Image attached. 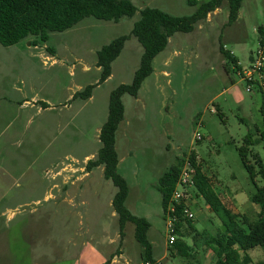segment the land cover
<instances>
[{
  "label": "rangeland",
  "instance_id": "obj_1",
  "mask_svg": "<svg viewBox=\"0 0 264 264\" xmlns=\"http://www.w3.org/2000/svg\"><path fill=\"white\" fill-rule=\"evenodd\" d=\"M133 2L138 10L131 18L113 22L88 17L69 30L50 33L46 43L32 45L31 41L36 38L31 37L10 47L0 44V96L7 99L18 96L16 87H22L24 80L25 98L31 100L37 94L51 107L39 112L25 109V124H21L24 130L15 144L5 147L10 153L25 149L24 167H34L27 171V176L39 177L34 187L27 184L25 177V189L31 192L26 194V200L39 199L44 181L50 179L49 173L56 166L72 162L81 166L87 156L96 157L101 147L100 130L108 117L110 94L119 85L132 82L143 47L131 36L112 63L111 76L95 86L90 99H74L77 91L100 80L97 51L113 39L130 34L140 18V10L146 6L176 16L191 15L196 10L187 0ZM263 25L264 0H243L239 17L232 24H229L228 5L224 3L199 22L193 32L175 33L165 51L154 59V72L143 83L138 97H123L125 117L117 132L116 148L119 171L129 185L126 205L133 214L151 223L148 238L155 258L162 264H215L214 252L203 244L205 236L196 232L217 234L225 230L205 200L190 188L189 202L196 215L193 220L196 231L190 228L183 240L194 247L196 253L191 254L195 258L182 256L169 245L168 218L157 185L177 157L188 158L195 152L214 189L235 213L253 218L260 210L249 199L255 188L238 148L249 134H259L257 129H263L260 110L263 95L258 85L248 91L247 81L233 65L226 69L228 62L221 52V44L237 57L243 70L248 69L260 46L257 30ZM6 107L7 101L0 99V126H8L13 116L12 109L10 112ZM3 130L0 128V146L7 140ZM198 132L201 139L196 138ZM9 133L13 135L9 131L5 135ZM255 150L264 161V142L256 145ZM92 178L88 187L94 181L95 189L101 194L91 208L90 220L94 221L100 213L103 215L100 221L109 224L112 222L109 216L114 212L109 200L116 187L104 177L103 166L94 169ZM44 208V203L25 205V229L36 238L38 246L52 244L62 254L56 260V255L53 260L44 259L42 264H72L65 247L70 245L76 232L74 223L78 217L76 221L71 211L63 207L61 212L44 218ZM113 224L116 227L109 226L103 238L104 250H115L120 245L115 232L118 219ZM124 234L123 246L129 255V264H145L139 255L141 246L135 238V226L128 223ZM25 244L29 242L26 240ZM96 245L97 250L100 247ZM249 252L252 257L249 264L264 262V249L257 247ZM92 256L98 257L95 250ZM30 259L26 252L25 261L29 263Z\"/></svg>",
  "mask_w": 264,
  "mask_h": 264
},
{
  "label": "trees",
  "instance_id": "obj_2",
  "mask_svg": "<svg viewBox=\"0 0 264 264\" xmlns=\"http://www.w3.org/2000/svg\"><path fill=\"white\" fill-rule=\"evenodd\" d=\"M242 2L243 0H187L188 5L196 7V10L193 14L185 16L172 15L157 7L142 8L140 18L134 23L130 34L113 39L97 51V66L101 69L99 82L88 85L73 97L82 100L90 99L95 86L104 83L111 76L112 63L122 53L127 40L131 36L137 38L143 47L139 67L131 83L121 84L111 92L108 117L99 135L101 147L96 157L87 161L86 168L90 171L103 166L104 177L111 180L117 188L112 205L118 215L120 234L124 236L128 223L135 226V238L141 246V259L145 264L162 263L155 258L153 245L148 238L151 223L147 218L133 214L126 205L129 185L119 171V154L116 148L117 132L125 117L123 97L124 95L138 97L143 83L154 72V59L165 51L170 38L175 33L193 32L199 22L207 19L211 12L221 8L224 3L228 5L229 24H232L239 17ZM137 10L138 7L133 0H0V44L10 47L34 37L36 40L31 41L32 45H38L46 43L50 33L69 30L88 17L118 22L124 17H133ZM257 31L260 42H263L264 26L259 27ZM224 46L221 44V52L228 62L226 69L229 70V67L233 65L238 72L242 71L237 57ZM260 90L262 91L261 88ZM262 95L263 103L260 110L263 116V129H257L259 134H249L238 148L242 163L255 188L249 199L260 206L255 217L240 216L225 204L214 189L211 177L198 163V155L195 152H192L188 158L177 157L176 162L163 173L158 181L157 187L162 195L163 208L166 212L182 168L187 159L191 161L196 170L193 187L196 195L205 200L225 226V230L217 234L196 232L197 235L205 236L203 244L214 252L216 264H249L252 259L248 251L257 247L264 249V161L260 153L255 150L256 145L264 142L263 91ZM181 209V206H178L179 219L175 225L177 239L172 248L179 251L182 256L195 258V255L191 254L195 252L194 247L187 244L183 238L189 234L190 228L195 231L196 228L193 220L186 218ZM255 264H264V262Z\"/></svg>",
  "mask_w": 264,
  "mask_h": 264
},
{
  "label": "crops",
  "instance_id": "obj_3",
  "mask_svg": "<svg viewBox=\"0 0 264 264\" xmlns=\"http://www.w3.org/2000/svg\"><path fill=\"white\" fill-rule=\"evenodd\" d=\"M22 83L23 86L16 87L15 90L19 93L18 96L8 99L5 96H0L1 100L7 101L6 109L10 112L13 111L8 126L6 124L0 126L1 129H4L3 135L7 139L4 146H0V264H42L44 259L53 260L55 255V260L61 257L62 251L60 248L56 251V246L52 244L50 247L43 246L41 243L38 246L36 238L25 229V205L34 202L45 204L44 218L51 217L55 212H61L64 210L63 207H67L71 211L72 217L76 221V217H78V222L74 223L76 232L69 241L70 245L65 247L68 250L69 257L73 259L72 264H105L107 262L108 264H115L116 260L122 262V259L130 263L129 255L123 246L125 237L121 236L119 227L115 229L116 237L120 240L119 247L115 250H104L105 241L103 238L107 234V228L109 226L116 227V224L112 225L113 221L115 223L118 219L115 210L109 216L112 220L109 224L100 221L103 216L100 213L94 221L90 220L93 215L91 214V208L95 203H98L96 200L99 201L101 191L95 189L94 181L93 185L88 187V183L91 182V179L93 180L92 175L94 174V169L89 171L86 168L89 156L86 157L84 165L81 166L76 162L56 166V169L49 173L48 177L50 179L44 181L43 194L39 199L36 201L26 200V194L29 195L31 192L27 190L28 188L25 189V177L27 171L33 170L34 167L25 169V149L10 153L5 147L15 144L19 138L17 136L24 130L22 125L25 124V109L31 108L39 112L50 110L51 107L48 102L38 98L37 94L31 100L25 98V81L22 80ZM64 106L66 107L67 104L65 103ZM7 131L12 132L13 135L11 136L10 133L5 135ZM15 134L16 136H14ZM48 171L46 170L47 173ZM38 178V176H27V184L33 187L36 186ZM21 180H24L23 183H21ZM116 192L117 188L115 194ZM115 194L109 200L112 207ZM208 208L213 212L209 205ZM26 240L29 242L28 245L25 244ZM95 245L100 248L96 250ZM94 250L97 252V258L92 256ZM249 251L248 254L251 257ZM26 252L31 256L29 263L25 261ZM139 255L141 257V247L139 248ZM214 260L216 264L215 257Z\"/></svg>",
  "mask_w": 264,
  "mask_h": 264
},
{
  "label": "built area",
  "instance_id": "obj_4",
  "mask_svg": "<svg viewBox=\"0 0 264 264\" xmlns=\"http://www.w3.org/2000/svg\"><path fill=\"white\" fill-rule=\"evenodd\" d=\"M264 26V25H263ZM239 74L247 81L248 91H252L253 86L257 85L262 89L264 93V41L260 42L257 53L253 56L252 64L250 68L239 71ZM197 139H201L202 136L198 132ZM195 167L191 161L187 159L185 162L177 186L172 194V197L166 207V216L168 218V230L170 233L168 243L173 245L177 239L175 233V225L178 221V206H181L183 215L191 220L195 219V212L189 202L190 188L194 187ZM115 264H129L128 262H121L116 260ZM150 264V263H146Z\"/></svg>",
  "mask_w": 264,
  "mask_h": 264
}]
</instances>
